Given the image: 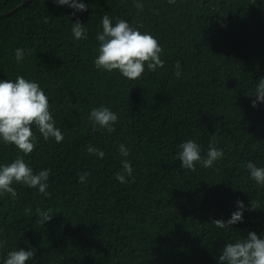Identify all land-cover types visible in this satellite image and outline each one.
<instances>
[{
  "label": "trees",
  "instance_id": "trees-1",
  "mask_svg": "<svg viewBox=\"0 0 264 264\" xmlns=\"http://www.w3.org/2000/svg\"><path fill=\"white\" fill-rule=\"evenodd\" d=\"M25 1L0 0V79L38 81L64 138L45 140L33 129L25 160L34 171L50 169L49 195L23 184L13 185L15 197L0 195V257L17 246L32 248L27 264H218L225 240L264 231V186L245 166L264 164V103L254 107L250 96L264 76L262 0H143L141 9L134 0H85L74 15L53 0ZM105 13L151 31L163 67L137 79L95 68ZM77 19L88 29L78 41L70 32ZM17 47L28 49L19 62ZM100 104L118 113L110 132L88 120ZM213 137L224 155L212 167H179L182 140L194 138L203 155ZM89 144L104 157L87 152ZM17 152L0 143V163ZM121 159L133 166L128 183L115 178ZM237 199L256 208L218 228L212 220L227 219ZM37 209L54 215L43 223Z\"/></svg>",
  "mask_w": 264,
  "mask_h": 264
},
{
  "label": "clouds",
  "instance_id": "clouds-1",
  "mask_svg": "<svg viewBox=\"0 0 264 264\" xmlns=\"http://www.w3.org/2000/svg\"><path fill=\"white\" fill-rule=\"evenodd\" d=\"M57 5H66L75 12L85 11L87 5L85 0H53ZM174 3V0H168ZM138 9L143 8V0H134ZM264 3V0H262ZM114 21V22H113ZM70 32L73 39H86L88 29L85 23L78 19L71 23ZM97 41L96 55L93 58L95 68L111 72L117 70L126 79H137L147 69L155 71L163 67L161 58L162 46L151 31L141 30L128 20L120 17H111L107 13L101 16L100 29L96 31ZM27 48L17 47L15 58L19 62L27 53ZM180 62L174 65V75L181 76ZM255 99L251 101L252 106L257 102L264 103V76L256 80L253 94ZM49 96L35 79L16 75L14 79H0V143L12 144L18 149L15 158L10 162L0 163V195L5 193L10 197L16 196L14 184H23L35 188L38 193L48 196L49 168L34 171L33 167L25 160L32 152L37 142L34 128L38 130L43 139L53 138L57 143L64 138V133L56 126L55 119L50 112ZM88 120L94 129L112 131L119 117L117 111L110 106L100 104L91 107L87 114ZM175 155L180 161V168L195 170L197 165L209 168L223 157V149L216 146L214 137L202 153V146L194 138L182 140L177 145ZM121 157L126 158L130 149L121 142L118 145ZM87 152L94 153L96 157L103 158L105 153L102 149L89 144ZM121 171L115 173V178L120 183L130 182L127 178L133 177V166L128 159H121ZM249 177L257 185L264 186V164H257L253 160L246 161ZM89 173L87 171L78 173V182H85ZM235 210L227 219H214L212 222L220 229H226L243 220L245 210L255 209V205L244 201H235ZM25 208V212H29ZM43 219V223L54 215L50 209H37ZM5 241L0 239V249L5 246ZM34 256L31 247L25 248L14 246L5 255L0 257V264H27ZM218 264H264V231L257 234L249 230L246 235H238L231 240H225L216 257Z\"/></svg>",
  "mask_w": 264,
  "mask_h": 264
},
{
  "label": "water",
  "instance_id": "water-1",
  "mask_svg": "<svg viewBox=\"0 0 264 264\" xmlns=\"http://www.w3.org/2000/svg\"><path fill=\"white\" fill-rule=\"evenodd\" d=\"M29 3V0H26L25 3L23 4V6H26L27 4ZM12 13V12H11ZM8 15V14H7ZM3 16L0 17V19L2 18Z\"/></svg>",
  "mask_w": 264,
  "mask_h": 264
}]
</instances>
